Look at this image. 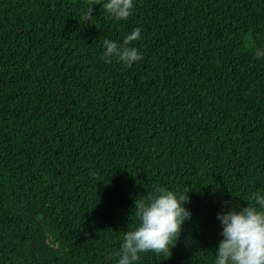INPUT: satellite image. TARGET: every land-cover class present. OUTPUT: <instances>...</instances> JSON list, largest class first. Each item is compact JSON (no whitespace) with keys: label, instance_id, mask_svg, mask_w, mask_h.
<instances>
[{"label":"trees","instance_id":"1","mask_svg":"<svg viewBox=\"0 0 264 264\" xmlns=\"http://www.w3.org/2000/svg\"><path fill=\"white\" fill-rule=\"evenodd\" d=\"M105 2L0 0V264H114L158 188L192 216L138 264H213L264 193V0ZM140 24L143 58L101 60Z\"/></svg>","mask_w":264,"mask_h":264},{"label":"clouds","instance_id":"2","mask_svg":"<svg viewBox=\"0 0 264 264\" xmlns=\"http://www.w3.org/2000/svg\"><path fill=\"white\" fill-rule=\"evenodd\" d=\"M102 6L115 20H126L133 14L134 0H107ZM91 13L92 9L84 13L83 19L92 20ZM144 31L140 24L126 34L122 43L105 39L101 60L110 62L116 58L126 65L139 61L146 53L136 41ZM255 55L264 58V48L257 49ZM251 199L254 205L248 203L247 207L218 213L222 239L213 264H264V193L256 192ZM189 203V192L166 188H158L146 202H136L139 224L124 233L119 250L113 252L114 264H138L142 253L166 252L191 219L192 213L186 206Z\"/></svg>","mask_w":264,"mask_h":264}]
</instances>
